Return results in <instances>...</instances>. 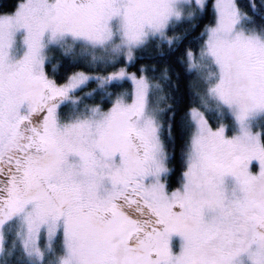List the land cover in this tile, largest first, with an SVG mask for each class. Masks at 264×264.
<instances>
[{
    "label": "snow or ice",
    "instance_id": "1",
    "mask_svg": "<svg viewBox=\"0 0 264 264\" xmlns=\"http://www.w3.org/2000/svg\"><path fill=\"white\" fill-rule=\"evenodd\" d=\"M0 264H264V0H0Z\"/></svg>",
    "mask_w": 264,
    "mask_h": 264
},
{
    "label": "trees",
    "instance_id": "2",
    "mask_svg": "<svg viewBox=\"0 0 264 264\" xmlns=\"http://www.w3.org/2000/svg\"><path fill=\"white\" fill-rule=\"evenodd\" d=\"M6 2H7V0H6Z\"/></svg>",
    "mask_w": 264,
    "mask_h": 264
}]
</instances>
